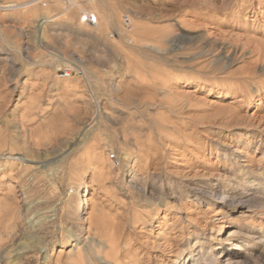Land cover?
Returning <instances> with one entry per match:
<instances>
[{
  "label": "rangeland",
  "instance_id": "374dc122",
  "mask_svg": "<svg viewBox=\"0 0 264 264\" xmlns=\"http://www.w3.org/2000/svg\"><path fill=\"white\" fill-rule=\"evenodd\" d=\"M37 1L0 0V264H94L89 241L111 237L117 264H172L229 218L264 229V0H99L116 12L106 30L69 0ZM244 162L262 179L223 207Z\"/></svg>",
  "mask_w": 264,
  "mask_h": 264
},
{
  "label": "bare ground",
  "instance_id": "6f19581e",
  "mask_svg": "<svg viewBox=\"0 0 264 264\" xmlns=\"http://www.w3.org/2000/svg\"><path fill=\"white\" fill-rule=\"evenodd\" d=\"M55 1L56 0H48V1L38 0L37 2L31 3L30 6L31 5H35L37 3H38V5L40 4L42 6H45L46 4L53 3ZM84 1H85V3L82 0H69L70 5L72 4L71 8L72 7H75V8L79 7V9H80L79 15L81 14L82 11H86V12H88L90 14H93L95 17L97 15L98 18H100L101 24H99V21H98V19L96 17L97 23L95 25H91V26H95V27L102 26L106 30L110 26L113 25V19H114L113 15H114V12H115L114 9L108 8L107 4H105L106 6H104L103 11H100L102 7L100 9L98 8L97 2H99V0L98 1L93 0L91 2H90V0L89 1L88 0H84ZM199 2H200V0H199ZM86 3H88V4H86ZM90 5H91V8H90ZM13 6H15V4H5L3 7L4 8H11ZM37 7H39V6H37ZM37 7L32 8L30 10L35 12L38 9ZM69 7H67V8H69ZM65 11H67V9ZM65 13L66 12H64V14ZM52 18H48L47 20L51 21V20H53ZM43 22H45V20L42 21L41 23H43ZM88 26H90V25H88ZM136 30L137 31L139 30V26L136 28ZM40 35H41V33H39V36ZM4 52L5 51L0 48V53H4ZM7 60L10 61V60H13V59L8 57ZM187 84H189V82L185 81L184 85H187ZM232 89H231V91H232ZM259 90L263 91V89H258V91ZM226 95H227V90L222 88V87H218L217 92H216L217 98H222V97H224ZM242 98H243V95L235 96L233 101H230V102L241 101ZM151 119H153V118H151ZM234 149H235V152H236L237 155H243L244 147H235ZM139 152H140V150H139ZM262 154L263 153L261 152V155ZM3 159L5 161L6 160H11V159L15 160V161L16 160H19V161H26L27 160L26 157H24V156H13V154H10L7 157H3ZM98 164L99 163H97V162L93 163V161L90 164V165H92V169H93L94 173H97V172L101 171L98 168L99 167ZM250 166L251 165H247L244 162L242 165H238L237 167H235L232 170L231 176H229L230 181H227L225 183V185L219 187V188H222L223 193H222L221 197L218 200H219V202L223 203V207H226L228 205V200H230L231 193L237 194V195L242 197V196H246V194H247L246 192L248 191L249 188H253V189L257 188L258 182H256V180H258L259 178L262 179V174L258 173V174H260L259 175L260 177L253 178V179L249 180V182L246 181L245 178H246V176L248 174V171H250V169L248 168ZM102 172H100V173H102ZM104 172H106V171H104ZM263 183H264V178H263ZM210 185L212 187L216 186V184H214V183H211ZM211 189H213V188H211ZM92 195H93V192H90L88 194L87 193L86 194H82L83 197L81 199V207H82V205L85 208L90 206ZM263 200H264V197H260L259 201H262V203L259 204V206L257 207L258 210L260 211L259 212L260 214H264V203H263ZM244 202H245L244 200L243 201H238L235 205L236 206H243ZM81 207H79V211L80 212L82 211ZM229 210H230V212H234L233 211L234 210V206H233V208L231 207V209L229 208ZM229 210L227 208V210H225L224 212L219 213V214H221L222 215L221 217H223L224 215H227V212ZM239 210L240 209L238 208V211ZM84 212H86V211H84ZM152 216H154V215H152ZM154 218L155 217H152V219H154ZM228 222H232V223L234 222L235 225H234V227H232V228H230L228 230L227 236H225L223 238L222 237H217L216 240H214L213 243L205 244V246L203 245L204 243H203V241H201L199 236L194 237L195 239L193 240V242L191 244L187 245V247H184L183 249H181L180 251H178L175 254L176 257L172 261V264H184L185 262H189V263L191 262V264H199L198 260H200L202 262V264H222V259L221 258L224 257V256H225V259H223V264H247L250 261H254L255 262L256 260L261 261V263L264 264V229H260V227L258 228V226L254 227V223L255 222L252 221V220L250 221L249 218L246 221H245V219L241 220V219H238V218H236V219L229 218ZM99 226H101V224ZM88 229H90V228L88 227ZM222 230H223L222 227L218 228L217 231H216L217 232L216 234L217 235L221 234ZM177 231L182 234L180 229H177ZM160 232L161 231H159L158 233H160ZM103 233H104V231H103ZM70 235L73 236L74 234L70 233L69 236ZM174 236H172V237L168 236V238H169L168 240L173 239ZM109 239L111 240L112 237L109 238ZM74 240L77 241V238H75ZM110 240H107L106 243H104V242L102 243L101 241H99L97 239H93V241L92 242L89 241L88 244H90V247H92V248L96 247V245L97 246L99 245V247L97 248L98 252L97 253L94 252L95 254L93 255V256H96V258L99 261L105 262L107 264H117L119 262V260H118L119 257L117 255L118 254L117 253L118 249H116L115 246L113 244H111V242H113V241L112 240L110 241ZM209 240H212L211 235H209ZM177 242H178V240H177ZM177 242L174 243V242L171 241L170 243L171 244H176ZM104 244L105 245L107 244L106 247L107 248L109 247L108 250L110 249V251H107L106 254H104L101 251H99L101 248L103 249ZM73 246L75 247L76 250H78L77 247H76L77 246L76 243H74ZM92 248H91V250H94ZM84 249L87 250V247H85ZM70 250H71L70 251L71 253H75V256H78V257L81 256L82 257V255H81L82 252L80 254L79 251H76V250L73 251L72 249H70ZM240 253L241 254L243 253V255L245 254L243 259L239 258V257L238 258L234 257L236 254H240ZM52 254H53V249H51L50 252H49V255H52ZM87 254L88 253H86L85 256H87ZM85 256H83L82 258H84ZM99 261H97V262H99ZM94 262H95V260H94ZM97 262H95V263H97ZM132 264H136V262L132 263Z\"/></svg>",
  "mask_w": 264,
  "mask_h": 264
},
{
  "label": "built area",
  "instance_id": "2783aa9c",
  "mask_svg": "<svg viewBox=\"0 0 264 264\" xmlns=\"http://www.w3.org/2000/svg\"><path fill=\"white\" fill-rule=\"evenodd\" d=\"M89 1V0H88ZM93 1V0H90V2ZM79 22L81 24H85V25H95L97 23V20H96V17L93 15V14H90L86 11H82L81 14L79 15ZM122 25H123V28L126 30V31H130L131 30V19L128 15H123L122 17ZM71 69L70 68H63L62 69V72L60 74V76L62 77H68L71 75ZM109 157L111 159H113L114 155L111 153L109 155Z\"/></svg>",
  "mask_w": 264,
  "mask_h": 264
}]
</instances>
